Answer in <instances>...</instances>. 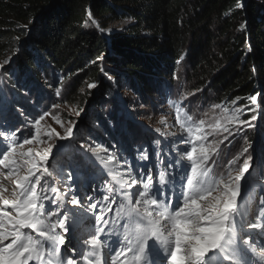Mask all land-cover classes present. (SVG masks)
Masks as SVG:
<instances>
[{
  "label": "snow or ice",
  "instance_id": "6c2138e0",
  "mask_svg": "<svg viewBox=\"0 0 264 264\" xmlns=\"http://www.w3.org/2000/svg\"><path fill=\"white\" fill-rule=\"evenodd\" d=\"M91 23L100 28L95 19ZM249 100L259 107L257 95ZM241 111L233 107L224 116L226 123L208 124L211 131L206 132L204 120L195 121L186 112L182 115L177 106L176 122L182 132L178 139L185 147L175 161L179 169L175 173L165 170L154 176L145 169L133 175L132 167L121 173L116 170L117 157L107 149L81 145L95 157L92 164L99 161L112 180L105 182L103 203L90 202L86 207L75 193L68 199L67 191L48 184L47 178L53 175L49 157L53 148L59 151V145L53 142L42 151H24L34 141L44 143L42 134L53 141L72 137L71 124L62 136L55 129L42 133L45 113L34 122L35 135L22 143L16 134L19 129L0 125V166L8 170L0 171V264H264V199L259 208L247 202L244 210L240 208L242 181H247L246 174L253 167L252 157L239 163L248 146L228 161L226 171L214 174L216 157L224 141L234 135L232 129L239 134L244 127H255L252 122L257 116L242 120ZM221 133H227L223 140L209 141V136ZM138 158L147 160L148 152L142 151ZM159 162L165 169L172 166L171 161ZM78 163L85 164L84 157ZM5 180L13 185L10 195H6ZM48 191L54 196L47 195ZM113 204L115 216L109 220ZM118 223L120 232L114 227Z\"/></svg>",
  "mask_w": 264,
  "mask_h": 264
},
{
  "label": "trees",
  "instance_id": "16d2710c",
  "mask_svg": "<svg viewBox=\"0 0 264 264\" xmlns=\"http://www.w3.org/2000/svg\"><path fill=\"white\" fill-rule=\"evenodd\" d=\"M89 14L102 29L128 22L106 33ZM15 36L21 40L5 83L33 88L37 74L57 73L80 89L91 120L110 93L102 72L118 71L154 103L182 65L186 81L218 103L257 95L264 133V0H0V52ZM84 83L96 85L94 96Z\"/></svg>",
  "mask_w": 264,
  "mask_h": 264
},
{
  "label": "rangeland",
  "instance_id": "374dc122",
  "mask_svg": "<svg viewBox=\"0 0 264 264\" xmlns=\"http://www.w3.org/2000/svg\"><path fill=\"white\" fill-rule=\"evenodd\" d=\"M126 24L125 20L111 21L102 32H113ZM14 38L16 40L10 41L11 43L0 52V66H2L0 67V125L8 126L12 131L19 129L16 133L19 143L35 135L34 122L45 113L48 115L41 121L42 133L55 129L62 136L69 124L73 127V135L68 139L61 140L55 137L53 141L42 134L41 140L44 143L34 141L24 146V151L28 148L42 151L48 143L53 142L60 146L58 152L56 148H53L49 157L48 167L53 173L47 178L50 187H57L61 192L67 191L68 199L75 193L77 198H81L85 207L90 202L103 203L102 196L107 195L105 182L111 184V177L99 161L92 164L95 157H92V154L81 145L107 149L109 154L117 157L116 170L121 173L127 167H132L133 175L145 169L152 171L154 176H157L159 171L165 170L175 173L179 170L175 161L180 158V150L185 147L184 143L178 139L182 132L180 125L176 122L177 106L182 108V115L186 112L195 121L204 120L203 127L206 132L211 131L208 124H215L217 120L226 123L224 116L230 115L233 107H236L242 109L240 113L242 120L250 121L252 115L257 116V120L252 122L255 127H244L239 134H235V129H232L234 135L225 140L220 147L219 155L216 157L218 166L214 169V174L218 175L226 171L228 161L237 156L243 147L248 146V152L240 157L239 163L247 157H252L253 167L250 169L251 174H246L247 181H242L243 198L240 201V208L244 210L246 202L249 205L254 204L256 208L260 207L259 201L264 199V133L261 132L263 122L260 106L251 105L250 97L245 101L233 100L235 105L232 104L233 101L218 103L214 101L209 91L196 90L186 81L185 67L181 65L173 77L171 86L167 84L157 88L154 92L155 100L152 103L151 100L141 97L136 89L125 86L122 80L124 75H118L121 74L118 71L117 75L112 73L107 75L106 72H102V76L110 83L108 86L110 93L105 96L101 105H94V112L96 111L94 116L97 115V117L91 120L93 114L89 110L93 104L90 101L85 103L86 109L88 108L90 112L89 117V112L86 115L85 110L82 111L80 108L81 99H77V96L78 98L81 96L80 89L77 90V87L72 89L71 81L63 82L57 73H53L52 76L37 74V86L33 88L17 85L15 82L12 85L5 83V79L11 76L9 68L15 63L14 57L17 54L15 52L18 51L21 36ZM112 68L117 70L116 67ZM35 70L38 68L35 67ZM88 84L90 83H84L88 93L93 92L92 96H94L97 88H89ZM86 87L81 90H85ZM105 92L106 89L102 91V94ZM215 105H222V107L217 109ZM225 108L228 109L227 113L224 112ZM249 109L255 110L249 111ZM57 120L60 123H57ZM166 133L172 135L166 136ZM251 134H255L256 139L249 143ZM225 135L227 133H221L209 136L208 139L219 142ZM156 141L160 143L156 144ZM142 151L148 152L147 160L138 158ZM101 155L105 153L102 151ZM80 157H84L85 164L78 163ZM161 160L171 161L172 166L165 169L159 162ZM236 168L238 166H234V170ZM0 171L8 170L0 166ZM69 175L72 179H68ZM4 183L8 189L6 195H10L13 185L7 180ZM165 194L171 195L167 192ZM47 195L54 196L51 191H48ZM88 197L93 199L89 201ZM112 207L113 212L106 217L109 220L115 216L116 205L113 204ZM114 227L117 232L122 231L120 223ZM72 235L73 233H70L68 238L72 239ZM256 242H260L259 237L256 238Z\"/></svg>",
  "mask_w": 264,
  "mask_h": 264
}]
</instances>
